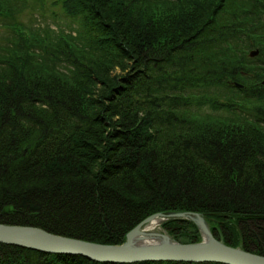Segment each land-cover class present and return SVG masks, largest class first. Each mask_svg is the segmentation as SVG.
Returning <instances> with one entry per match:
<instances>
[{
  "label": "trees",
  "instance_id": "trees-1",
  "mask_svg": "<svg viewBox=\"0 0 264 264\" xmlns=\"http://www.w3.org/2000/svg\"><path fill=\"white\" fill-rule=\"evenodd\" d=\"M51 2L78 25L27 24L31 2L0 0V223L118 244L152 214L192 211L264 255V0ZM163 225L202 240L191 220ZM0 264L228 263L0 242Z\"/></svg>",
  "mask_w": 264,
  "mask_h": 264
},
{
  "label": "water",
  "instance_id": "water-1",
  "mask_svg": "<svg viewBox=\"0 0 264 264\" xmlns=\"http://www.w3.org/2000/svg\"><path fill=\"white\" fill-rule=\"evenodd\" d=\"M259 54L255 49L250 52L252 57ZM264 84V80H263ZM241 86L240 84H238ZM154 218L163 221L170 218H185L193 220L201 234L199 242L181 243L167 232L155 233L153 237H167L159 241L138 243L137 236L142 228ZM206 232V235L204 234ZM152 236V235H150ZM0 242L13 244L44 252H66L83 255L95 261L102 262H137L148 260H185V261H220L228 264H264V256L245 251L242 247L228 245L217 239L203 214L192 211L157 212L142 220L138 226L130 230L122 244H100L84 239L64 236L49 232L41 227L31 225H16L0 223Z\"/></svg>",
  "mask_w": 264,
  "mask_h": 264
},
{
  "label": "rangeland",
  "instance_id": "rangeland-1",
  "mask_svg": "<svg viewBox=\"0 0 264 264\" xmlns=\"http://www.w3.org/2000/svg\"><path fill=\"white\" fill-rule=\"evenodd\" d=\"M28 2H31V5L33 3H35V0H28ZM43 2V1H40ZM21 20L24 23L27 24H33V25H38L40 23V25H44L46 23L50 24L52 27H54L55 29L58 27H63L65 29H70L72 26L76 27L78 24L71 20L66 14L65 12L62 10V8L60 6H55L52 5L51 0H45L44 1V7L40 6L38 3L34 5H32L30 8H26L25 11L23 13H21L20 15ZM0 37H2L3 39H5L7 41L8 38L12 37L11 33H7L5 31H3V29H0ZM2 39V40H3ZM171 219H175V218H170L167 220H164L161 223V229H164L166 231H168L165 227H164V222H167ZM178 219V218H176ZM185 219V218H184ZM191 220V219H188ZM193 221V220H191ZM247 231H246V235L251 236V231L249 226L246 227ZM240 237V235H239ZM185 236L182 235L181 239H184ZM179 241V240H177ZM93 242V241H92ZM100 244H106V243H101V242H97ZM123 243V242H122ZM122 243H118V244H122ZM242 243V240H241ZM116 244V245H118ZM49 253V252H47Z\"/></svg>",
  "mask_w": 264,
  "mask_h": 264
},
{
  "label": "bare ground",
  "instance_id": "bare-ground-1",
  "mask_svg": "<svg viewBox=\"0 0 264 264\" xmlns=\"http://www.w3.org/2000/svg\"><path fill=\"white\" fill-rule=\"evenodd\" d=\"M240 88H242L243 86H239ZM163 222V219L162 218H154L152 219L150 222H148L143 228H142V233H144L148 240L145 238L144 235H138L137 237V242L138 243H149V242H154V241H159L160 243H162L164 240L167 239V237L165 236H159L158 238L156 237H153V235L155 233H159V232H167L172 238H174L168 231L164 230V229H161V223ZM139 224L135 225L132 229H134L136 226H138ZM131 229V230H132ZM50 232V231H49ZM129 232V231H128ZM127 232V234H128ZM56 234V233H55ZM126 234V236H127ZM205 236L206 235V232H204ZM152 235V236H150ZM65 236V235H64ZM80 239V238H79ZM175 239V238H174ZM126 240V239H125ZM176 240V239H175ZM177 241V240H176ZM125 242V241H124ZM123 242V243H124ZM178 242H181V241H178ZM181 243H187V242H181ZM18 246V245H17ZM33 249V248H31ZM244 249V248H243ZM245 251H248V252H251V253H254V254H257V255H261V256H264L263 254H260V253H257V252H253V251H250V250H247V249H244ZM44 252V251H43ZM57 254H64L66 252H55ZM66 254H69V253H66ZM70 255H76V254H70ZM80 255V254H79ZM83 256V255H81ZM86 257V256H85ZM92 260V259H91ZM148 261H155V260H148ZM185 261V260H184ZM210 261H214V260H209L207 262H210ZM100 262V261H99ZM102 262V261H101ZM137 262H142V261H137ZM114 263H136V262H114Z\"/></svg>",
  "mask_w": 264,
  "mask_h": 264
}]
</instances>
